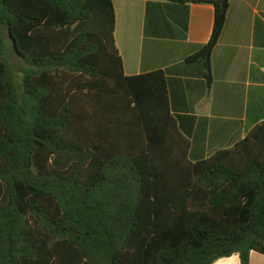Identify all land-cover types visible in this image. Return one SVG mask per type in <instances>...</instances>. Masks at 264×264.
<instances>
[{
  "label": "trees",
  "instance_id": "trees-1",
  "mask_svg": "<svg viewBox=\"0 0 264 264\" xmlns=\"http://www.w3.org/2000/svg\"><path fill=\"white\" fill-rule=\"evenodd\" d=\"M227 1H196L208 88ZM114 32L111 0H0V264L264 256V123L191 162L163 73L125 77Z\"/></svg>",
  "mask_w": 264,
  "mask_h": 264
},
{
  "label": "crops",
  "instance_id": "crops-1",
  "mask_svg": "<svg viewBox=\"0 0 264 264\" xmlns=\"http://www.w3.org/2000/svg\"><path fill=\"white\" fill-rule=\"evenodd\" d=\"M196 1L111 0L123 75L163 73L167 114L187 140L191 162L231 149L264 123V0L226 2L209 88L202 66L185 62L214 25V7ZM213 264L240 262L233 255ZM249 264H264V256L251 252Z\"/></svg>",
  "mask_w": 264,
  "mask_h": 264
},
{
  "label": "water",
  "instance_id": "water-1",
  "mask_svg": "<svg viewBox=\"0 0 264 264\" xmlns=\"http://www.w3.org/2000/svg\"><path fill=\"white\" fill-rule=\"evenodd\" d=\"M226 6V2H224L222 4V7H225ZM11 41V45H12V48H13V51L16 53L17 52V48H16V45H15V42L13 40H10Z\"/></svg>",
  "mask_w": 264,
  "mask_h": 264
},
{
  "label": "rangeland",
  "instance_id": "rangeland-1",
  "mask_svg": "<svg viewBox=\"0 0 264 264\" xmlns=\"http://www.w3.org/2000/svg\"><path fill=\"white\" fill-rule=\"evenodd\" d=\"M15 63L17 62V59L14 58Z\"/></svg>",
  "mask_w": 264,
  "mask_h": 264
}]
</instances>
